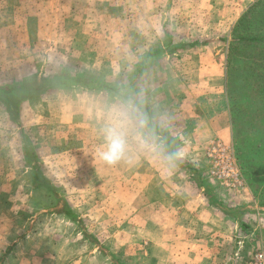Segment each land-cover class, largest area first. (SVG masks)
Returning <instances> with one entry per match:
<instances>
[{"label":"rangeland","instance_id":"rangeland-1","mask_svg":"<svg viewBox=\"0 0 264 264\" xmlns=\"http://www.w3.org/2000/svg\"><path fill=\"white\" fill-rule=\"evenodd\" d=\"M250 1L0 0V86L41 87L67 71L87 77L91 87L44 86L11 116L0 105V264H166L161 261L177 254V245L166 240L178 235V218L191 223L188 209H198L196 193L203 197L206 191L198 177L206 183L181 143L171 147L183 168L154 150L160 139L148 135V82L158 79L176 89L172 82L186 55L175 49L184 40L218 42L228 57L225 36L231 31V38L258 0L247 8ZM191 31L198 36H187ZM160 47L168 55L148 59ZM110 125L121 127L127 140L117 165L99 157L103 129ZM241 143L245 157L233 136L242 185L232 191H250L260 209L263 185L248 176L260 170L249 164L252 155ZM26 148L35 153L32 165L41 175L58 181L49 183L60 201L34 190ZM209 165L206 176L215 177ZM215 179V189L224 186ZM65 205L79 222L61 214ZM238 209L232 215L239 220ZM238 220L236 245L249 232ZM231 256L229 264L246 262Z\"/></svg>","mask_w":264,"mask_h":264},{"label":"crops","instance_id":"crops-1","mask_svg":"<svg viewBox=\"0 0 264 264\" xmlns=\"http://www.w3.org/2000/svg\"><path fill=\"white\" fill-rule=\"evenodd\" d=\"M255 1L248 2L247 8ZM230 33L231 31L225 36L228 45L231 41ZM198 34L197 31H191L186 35ZM166 37L168 38V35ZM182 44L194 46L181 48L179 45L175 49L179 54L182 52L186 55L179 60L182 63L178 65L180 69L177 79L176 82H172L176 89L168 88L162 80L153 79L154 81L148 82V135L150 139L152 137L160 139V143H157L158 148L154 149L161 152L158 156L165 155L169 158L173 154L171 144L181 143L180 147L192 154L190 162L194 172L197 175L203 174L205 186L200 176L198 182L206 191L203 197L201 193H196L200 207L188 209L191 212L188 215L192 219L191 223L187 224L188 221L178 218L175 231L178 235L174 239L166 240L172 243L171 246L177 245V254L172 256V253L161 263L229 264L233 253L236 261L240 259L243 263L256 252L264 250V207L258 208L256 198L250 191L249 193L232 191V186L227 185L216 186L215 189L211 184L216 183L215 177L206 176L210 173L211 162L207 159L206 153L217 145L232 149L234 130L227 94L228 57L227 54L222 57L223 47L218 42L189 43L184 40ZM165 55H168V52L160 47L148 55V59L150 56ZM150 64L148 62V66ZM96 136L94 133V137ZM171 162L183 168L176 159H171ZM194 168H198V171ZM47 180L50 183L58 182L48 177ZM213 197L219 206L212 204ZM236 208H240L238 210L241 211L239 220L232 215V210ZM184 210L180 215L184 216ZM235 220L249 227L248 234L244 235V239L237 245L234 232L238 225ZM181 221L183 223L179 224ZM166 241H162L163 245L168 244ZM78 246L81 245L74 244L73 247ZM70 252H73L72 249ZM80 254L83 259V253ZM84 258L88 260V257ZM48 263L51 264V261ZM57 263L60 264L58 260Z\"/></svg>","mask_w":264,"mask_h":264},{"label":"trees","instance_id":"trees-1","mask_svg":"<svg viewBox=\"0 0 264 264\" xmlns=\"http://www.w3.org/2000/svg\"><path fill=\"white\" fill-rule=\"evenodd\" d=\"M189 46L194 45H180L181 48ZM89 81L83 75L73 76L67 71H62L51 79H44L43 85L49 89L58 84L64 90L81 86L91 90ZM44 86L37 87L36 83L0 86V105L11 116L16 105L44 90ZM102 88L107 89V87ZM227 94L234 139L239 146L237 151L245 157L241 143L244 140L248 148L246 153L253 157L252 160L248 159L249 164L260 170L251 171L248 176L250 180L260 185L257 187L263 185L264 189V0H258L241 16L233 28L228 54ZM12 119L15 123L18 122V118L12 117ZM25 157L26 163L31 165L34 172V190L47 191L60 201L53 186L41 175L40 167L32 165V161L36 160L35 153L26 148ZM259 176L262 177L258 178ZM211 202L219 206L214 197ZM61 214L74 222H79L78 217L66 205Z\"/></svg>","mask_w":264,"mask_h":264},{"label":"built area","instance_id":"built-area-1","mask_svg":"<svg viewBox=\"0 0 264 264\" xmlns=\"http://www.w3.org/2000/svg\"><path fill=\"white\" fill-rule=\"evenodd\" d=\"M207 157L214 165L212 173L224 185L232 186V188L242 185L241 173L234 160L232 149L217 145L216 148L213 147L207 152ZM243 264H264V252L255 253Z\"/></svg>","mask_w":264,"mask_h":264},{"label":"clouds","instance_id":"clouds-1","mask_svg":"<svg viewBox=\"0 0 264 264\" xmlns=\"http://www.w3.org/2000/svg\"><path fill=\"white\" fill-rule=\"evenodd\" d=\"M127 140L119 126H107L103 129V144L99 152L100 159L107 165H117L126 156ZM180 156L179 152L170 155V159Z\"/></svg>","mask_w":264,"mask_h":264}]
</instances>
